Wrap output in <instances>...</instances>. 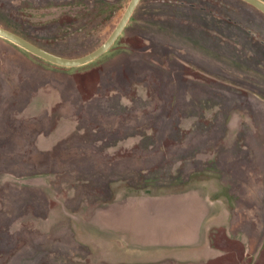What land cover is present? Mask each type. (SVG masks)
<instances>
[{
  "label": "rangeland",
  "instance_id": "obj_1",
  "mask_svg": "<svg viewBox=\"0 0 264 264\" xmlns=\"http://www.w3.org/2000/svg\"><path fill=\"white\" fill-rule=\"evenodd\" d=\"M129 1L0 0V27L76 59ZM0 264H264V15L140 0L74 68L0 38Z\"/></svg>",
  "mask_w": 264,
  "mask_h": 264
},
{
  "label": "water",
  "instance_id": "obj_2",
  "mask_svg": "<svg viewBox=\"0 0 264 264\" xmlns=\"http://www.w3.org/2000/svg\"><path fill=\"white\" fill-rule=\"evenodd\" d=\"M241 1L247 3L248 5H250V7L252 6L253 8H255L264 15L263 1L261 0H241ZM139 2L140 0H130L127 7L124 10L125 12H123L119 22L117 23L116 27L111 32L109 37L105 40V42L93 52L80 58L67 59L54 55L43 49H40L39 47L33 45L32 43L14 34L13 32L5 30L1 27H0V38L19 47L20 49L26 51L27 53L53 65L65 67V68L84 66L90 62H93L111 48L115 40L124 30V27L128 23L130 17L132 16Z\"/></svg>",
  "mask_w": 264,
  "mask_h": 264
},
{
  "label": "trees",
  "instance_id": "obj_3",
  "mask_svg": "<svg viewBox=\"0 0 264 264\" xmlns=\"http://www.w3.org/2000/svg\"><path fill=\"white\" fill-rule=\"evenodd\" d=\"M5 29L10 30L9 28H5ZM10 31H12V30H10Z\"/></svg>",
  "mask_w": 264,
  "mask_h": 264
},
{
  "label": "flooded vegetation",
  "instance_id": "obj_4",
  "mask_svg": "<svg viewBox=\"0 0 264 264\" xmlns=\"http://www.w3.org/2000/svg\"><path fill=\"white\" fill-rule=\"evenodd\" d=\"M258 11V10H257ZM261 13V12H260Z\"/></svg>",
  "mask_w": 264,
  "mask_h": 264
}]
</instances>
